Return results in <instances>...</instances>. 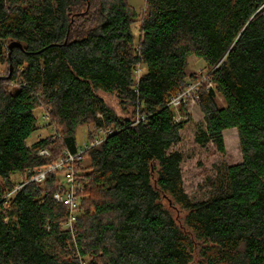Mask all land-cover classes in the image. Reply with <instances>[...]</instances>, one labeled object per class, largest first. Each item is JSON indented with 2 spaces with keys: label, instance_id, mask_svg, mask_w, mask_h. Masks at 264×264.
I'll list each match as a JSON object with an SVG mask.
<instances>
[{
  "label": "trees",
  "instance_id": "obj_1",
  "mask_svg": "<svg viewBox=\"0 0 264 264\" xmlns=\"http://www.w3.org/2000/svg\"><path fill=\"white\" fill-rule=\"evenodd\" d=\"M145 8L139 18L127 0H0L7 75L9 45L22 44L0 80V264H264V0H145ZM191 57L213 84L198 91L205 127L196 142L224 152L223 132L236 129L242 152L197 202L184 189L182 153L170 152L190 119L175 121L169 101L202 79L188 74ZM99 92L116 95L128 115ZM39 110L54 134L29 145ZM86 125L105 136L74 162L81 188L69 229L68 208L54 198L66 185L27 172L76 154Z\"/></svg>",
  "mask_w": 264,
  "mask_h": 264
},
{
  "label": "rangeland",
  "instance_id": "obj_2",
  "mask_svg": "<svg viewBox=\"0 0 264 264\" xmlns=\"http://www.w3.org/2000/svg\"><path fill=\"white\" fill-rule=\"evenodd\" d=\"M128 3L136 10V12L141 15L145 11V0H127ZM141 22L138 21L134 24V34L135 39L138 41L140 36ZM13 72V71H12ZM210 72L205 63L196 58L191 57L189 60L188 74L198 73L199 75L206 74ZM144 69L142 67L136 72V80H138ZM10 74V73H9ZM8 74V75H9ZM7 65H0V77H7ZM12 75V74H11ZM2 80V79H1ZM99 95L104 99L107 105L114 109V111L122 117L127 116L120 105L116 95L106 94L99 92ZM218 104L220 106L224 105L223 100L218 97ZM189 114V122L186 127L181 131V141L175 144L170 152L178 151L183 155L182 163V173L184 180V189L190 198L197 202L203 201L210 197V193L213 189L212 181L216 178L218 169L224 166H233L240 164L242 162V152L240 149L239 136L236 129H230L223 132L224 138V152H220L217 147L212 143L206 145H201L196 142V136L199 131L205 127L204 114L200 109L199 104L196 102L191 103L186 107ZM45 112L37 111L36 115L39 118V126L41 127L37 132H35L28 140V144L32 145L36 141L48 137L54 134V129L48 128L46 125L48 123L45 120ZM102 131V130H100ZM92 133L93 142H97L102 139V134L99 131H93L90 126H82L77 130L76 139L79 149H84L89 145L88 133ZM103 132V131H102ZM105 136V134H104ZM88 159L84 161L85 166L88 165ZM64 175H58V178L63 179ZM13 180L16 185L22 184L23 177L20 173L13 175ZM173 215L180 225H183L186 213L182 210H174ZM196 259H199V255L196 254Z\"/></svg>",
  "mask_w": 264,
  "mask_h": 264
},
{
  "label": "built area",
  "instance_id": "obj_3",
  "mask_svg": "<svg viewBox=\"0 0 264 264\" xmlns=\"http://www.w3.org/2000/svg\"><path fill=\"white\" fill-rule=\"evenodd\" d=\"M210 73L211 72H208L206 74L201 73L200 76L202 77V79L200 81L190 83L183 92L178 94L176 97H173L169 101V105L177 110V115L175 117V121L181 122V121L188 120V116L181 114L179 112V109L181 107L186 108L191 103H194V102H196V100H198V91H199V88H200L201 83L203 81L208 82V88H213V84L211 82H209V80H208V76ZM44 119L47 121L49 120L48 112H46ZM99 132L102 134V136H104V133L102 131H99ZM101 140L87 145L84 149H80L76 154H71L68 152L65 158H60L54 164H52L51 166H49L47 168L39 169L36 172V174L32 175V172H30V171L27 172V175L32 176L31 181L43 182L45 180L47 174H52L60 182H62L63 184L66 185L67 191L64 194L56 193L54 198L58 202L66 205L68 208L70 217H69V220L65 226L69 229L73 228V223L75 222V220L77 218V209H78L79 201H80L78 191L81 188L80 183H78L76 181V178H75L74 162L78 158H80L88 148L100 143ZM39 154L41 156H49L50 152L48 150L44 149V150L40 151ZM59 174H60V176L62 174L64 175L62 177L63 179H60V177L58 178ZM22 185H23V183L19 184L16 187V189L20 188ZM8 196H10V195H8Z\"/></svg>",
  "mask_w": 264,
  "mask_h": 264
},
{
  "label": "water",
  "instance_id": "obj_4",
  "mask_svg": "<svg viewBox=\"0 0 264 264\" xmlns=\"http://www.w3.org/2000/svg\"><path fill=\"white\" fill-rule=\"evenodd\" d=\"M14 48H20L22 49V44L19 43V42H12L10 45H9V58H10V74L7 76V77H0V80L1 79H9L11 77V74H12V71H13V64H12V51Z\"/></svg>",
  "mask_w": 264,
  "mask_h": 264
},
{
  "label": "crops",
  "instance_id": "obj_5",
  "mask_svg": "<svg viewBox=\"0 0 264 264\" xmlns=\"http://www.w3.org/2000/svg\"><path fill=\"white\" fill-rule=\"evenodd\" d=\"M88 161V165H90V161L89 160H87Z\"/></svg>",
  "mask_w": 264,
  "mask_h": 264
}]
</instances>
